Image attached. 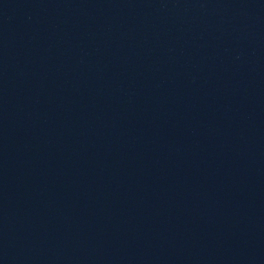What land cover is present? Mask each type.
Returning a JSON list of instances; mask_svg holds the SVG:
<instances>
[{
    "label": "water",
    "instance_id": "95a60500",
    "mask_svg": "<svg viewBox=\"0 0 264 264\" xmlns=\"http://www.w3.org/2000/svg\"><path fill=\"white\" fill-rule=\"evenodd\" d=\"M0 264H264V0H0Z\"/></svg>",
    "mask_w": 264,
    "mask_h": 264
}]
</instances>
